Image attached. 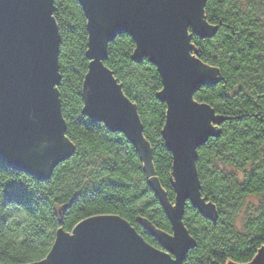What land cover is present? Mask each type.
I'll list each match as a JSON object with an SVG mask.
<instances>
[{
  "label": "trees",
  "instance_id": "trees-1",
  "mask_svg": "<svg viewBox=\"0 0 264 264\" xmlns=\"http://www.w3.org/2000/svg\"><path fill=\"white\" fill-rule=\"evenodd\" d=\"M58 27L57 85L65 136L73 149L54 162L48 176L0 163V263L44 259L59 230L81 220L118 215L148 243L160 247L141 219L171 233L166 204H174L172 153L162 136L166 102L162 80L146 55H135L128 33L106 46L112 71L140 120L141 134L162 191L149 182L137 144L124 131L83 112L82 84L88 71L87 19L78 0H54ZM211 33H191L196 56L220 79L193 97L220 117L215 134L197 149L200 193L213 214L187 201L182 222L194 241L183 264L247 263L264 245V0H206ZM134 101V102H133ZM249 196L256 203L243 207ZM241 221V223H239Z\"/></svg>",
  "mask_w": 264,
  "mask_h": 264
},
{
  "label": "water",
  "instance_id": "water-1",
  "mask_svg": "<svg viewBox=\"0 0 264 264\" xmlns=\"http://www.w3.org/2000/svg\"><path fill=\"white\" fill-rule=\"evenodd\" d=\"M87 19L88 71L82 84L83 112L107 126L124 131L137 144L149 182L163 198L154 176L149 146L141 134L139 117L124 96L104 60L106 46L120 33L130 34L135 55L148 56L158 69L166 102L162 136L172 153L174 204H166L172 232L141 219L161 248L148 243L118 215H95L79 221L70 233L59 230L47 256L29 264H183L194 241L182 222L185 203L213 214L200 193L197 149L215 134L220 121L205 103L187 108V97L220 79L219 71L203 63L183 25L198 19L193 33H211L205 17L206 0H78ZM54 0H0V163L48 176L54 162L72 152L65 136L57 85L58 27ZM111 37V38H109ZM196 69V71L194 70ZM202 143L193 151L189 145ZM264 256V245L257 254ZM1 264V263H0ZM259 264L253 259L247 263Z\"/></svg>",
  "mask_w": 264,
  "mask_h": 264
},
{
  "label": "snow or ice",
  "instance_id": "snow-or-ice-1",
  "mask_svg": "<svg viewBox=\"0 0 264 264\" xmlns=\"http://www.w3.org/2000/svg\"><path fill=\"white\" fill-rule=\"evenodd\" d=\"M200 26H202V25H201V23H200V21H199L198 19H196V20H189V21H187V22L183 25V31H184L185 28H191L192 30H195V29H197V28L200 27ZM190 35H191V33H189V37H190ZM109 38H111V37H109ZM194 70L196 71V69H194ZM160 91H161V92H165V91H166V88L164 87V88L160 89ZM193 101H195V103H199V101H196L195 97H192L191 95H189V96L187 97V108H188L189 110H191V111H192V108L194 107V103H193ZM133 102H134V101H133ZM169 110H170V106L167 107V108H165V111H166V112H169ZM212 126H213V127H216V125H212ZM200 143H202V141L198 138V139H196L195 141H193V142L189 145V147H190L193 151H195L196 146H197L198 144H200ZM254 260H259V264H264V256H261L260 254H258V255H256L255 257H253V261H254Z\"/></svg>",
  "mask_w": 264,
  "mask_h": 264
},
{
  "label": "rangeland",
  "instance_id": "rangeland-1",
  "mask_svg": "<svg viewBox=\"0 0 264 264\" xmlns=\"http://www.w3.org/2000/svg\"><path fill=\"white\" fill-rule=\"evenodd\" d=\"M258 200V198L254 197V196H249L246 200H245V204H244V207H243V212H245L246 208H247V204H250V203H256ZM239 223H241V221H239Z\"/></svg>",
  "mask_w": 264,
  "mask_h": 264
},
{
  "label": "flooded vegetation",
  "instance_id": "flooded-vegetation-1",
  "mask_svg": "<svg viewBox=\"0 0 264 264\" xmlns=\"http://www.w3.org/2000/svg\"><path fill=\"white\" fill-rule=\"evenodd\" d=\"M157 248H161V247H157Z\"/></svg>",
  "mask_w": 264,
  "mask_h": 264
}]
</instances>
